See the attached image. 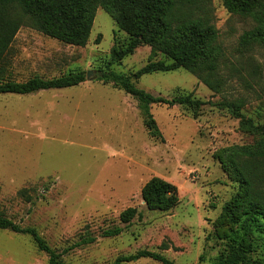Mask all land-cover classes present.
<instances>
[{"label": "rangeland", "instance_id": "374dc122", "mask_svg": "<svg viewBox=\"0 0 264 264\" xmlns=\"http://www.w3.org/2000/svg\"><path fill=\"white\" fill-rule=\"evenodd\" d=\"M16 14L23 19L3 60L6 75L20 81L82 70L89 77L62 88L0 93V212L35 228L66 264H112L140 249L176 264L212 262L225 248L223 234L235 228L218 216L237 188L217 154L256 137L218 103L243 100L240 112L264 125V51L239 44L252 22L228 12L220 0L211 1L223 54L217 73L223 84L214 91L182 67L135 78L149 59L148 44L111 61V48L124 45L127 34L99 6L83 46L49 37L32 28L19 10ZM152 59L164 57L155 53ZM108 69L131 76L154 95L191 92L204 104L197 111L151 104L148 110L162 139L151 137L136 99L96 78ZM154 175L176 185L179 202L173 208L145 206L140 189ZM129 206L141 218L119 235L103 237L104 230L123 226L119 213ZM89 236L94 241L63 251ZM250 239L249 262L240 264H264V232L253 229ZM47 258L29 235L0 229V264H48ZM119 264L162 263L143 257Z\"/></svg>", "mask_w": 264, "mask_h": 264}, {"label": "trees", "instance_id": "16d2710c", "mask_svg": "<svg viewBox=\"0 0 264 264\" xmlns=\"http://www.w3.org/2000/svg\"><path fill=\"white\" fill-rule=\"evenodd\" d=\"M212 0H0V93L26 94L41 89L62 88L77 85L86 79L82 70H74L52 78L32 76L17 81L6 75L3 60L24 16L32 28L43 34L72 45L86 44L91 30L95 10L103 8L114 20L118 29L127 34L124 45L111 48V61H120L138 45L151 47L145 65L133 73L138 78L144 73L169 71L184 68L198 77L209 88L219 91L223 84L217 78L220 60L223 56L217 29L210 17ZM225 9L252 22L251 28L244 30L239 44L246 50L259 46L264 51V0H220ZM99 37V36H98ZM97 37V39H98ZM155 53L164 59L153 60ZM104 83L110 82L132 95L138 104L143 125L148 134L162 139L161 132L149 112L151 104L173 106L183 105L197 111L204 104L191 92L171 98L154 95L136 86L131 76L111 69L101 71L96 76ZM243 100L219 102L227 107L238 119L239 127L255 135L250 143L232 144L224 147L217 158L226 175L236 183L237 188L222 208L219 220L235 226L223 234L225 248L209 264L248 263L247 253L251 251L253 229L264 232V125L255 123L251 117L240 112ZM141 198L150 210L166 211L179 202L177 187L159 176H151L140 189ZM142 214L134 206L119 213L123 226H114L102 232L103 237L119 235ZM0 229L27 234L36 247L47 254L48 264H66L61 252L52 249L31 226H21L0 212ZM95 237L89 236L72 244L63 251L83 243H91ZM151 258L162 264H176L164 255L147 249L118 256L112 264L129 262L139 258ZM252 264H261L252 261ZM193 264V263H189Z\"/></svg>", "mask_w": 264, "mask_h": 264}, {"label": "water", "instance_id": "95a60500", "mask_svg": "<svg viewBox=\"0 0 264 264\" xmlns=\"http://www.w3.org/2000/svg\"><path fill=\"white\" fill-rule=\"evenodd\" d=\"M89 77V73H86V78H88Z\"/></svg>", "mask_w": 264, "mask_h": 264}, {"label": "crops", "instance_id": "0c3cea01", "mask_svg": "<svg viewBox=\"0 0 264 264\" xmlns=\"http://www.w3.org/2000/svg\"><path fill=\"white\" fill-rule=\"evenodd\" d=\"M18 35V31H17V33L15 34V36H17Z\"/></svg>", "mask_w": 264, "mask_h": 264}]
</instances>
